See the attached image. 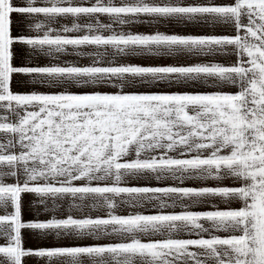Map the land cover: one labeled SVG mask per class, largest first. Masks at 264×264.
I'll return each instance as SVG.
<instances>
[{
	"label": "snow or ice",
	"instance_id": "snow-or-ice-1",
	"mask_svg": "<svg viewBox=\"0 0 264 264\" xmlns=\"http://www.w3.org/2000/svg\"><path fill=\"white\" fill-rule=\"evenodd\" d=\"M30 261L264 264V0H0V264Z\"/></svg>",
	"mask_w": 264,
	"mask_h": 264
},
{
	"label": "crops",
	"instance_id": "crops-1",
	"mask_svg": "<svg viewBox=\"0 0 264 264\" xmlns=\"http://www.w3.org/2000/svg\"><path fill=\"white\" fill-rule=\"evenodd\" d=\"M19 19H20V17H19L17 14H13V20H14L13 31H14V32L19 31V28H18L17 24L15 23V21H18ZM17 51H18V53L21 51V50L19 49V46H18V48H17ZM19 62H20V60H19V56H18V57H17V63H19ZM28 243H29L30 245H32V246H35L37 242H36V241H32V240H30V241H28ZM29 264H34V262L30 261Z\"/></svg>",
	"mask_w": 264,
	"mask_h": 264
}]
</instances>
